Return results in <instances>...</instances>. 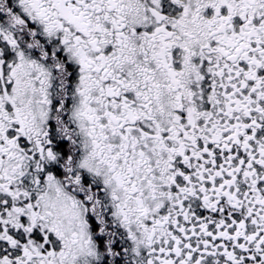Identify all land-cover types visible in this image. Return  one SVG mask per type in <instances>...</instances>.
<instances>
[{"label":"snow or ice","instance_id":"1","mask_svg":"<svg viewBox=\"0 0 264 264\" xmlns=\"http://www.w3.org/2000/svg\"><path fill=\"white\" fill-rule=\"evenodd\" d=\"M0 264H264V0H0Z\"/></svg>","mask_w":264,"mask_h":264}]
</instances>
